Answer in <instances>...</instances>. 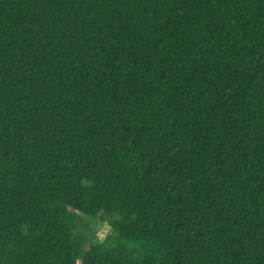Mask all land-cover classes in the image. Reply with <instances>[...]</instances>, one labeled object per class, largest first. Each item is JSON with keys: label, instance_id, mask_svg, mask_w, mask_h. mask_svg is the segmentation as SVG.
I'll list each match as a JSON object with an SVG mask.
<instances>
[{"label": "trees", "instance_id": "1", "mask_svg": "<svg viewBox=\"0 0 264 264\" xmlns=\"http://www.w3.org/2000/svg\"><path fill=\"white\" fill-rule=\"evenodd\" d=\"M0 264H264V0H0Z\"/></svg>", "mask_w": 264, "mask_h": 264}, {"label": "rangeland", "instance_id": "2", "mask_svg": "<svg viewBox=\"0 0 264 264\" xmlns=\"http://www.w3.org/2000/svg\"><path fill=\"white\" fill-rule=\"evenodd\" d=\"M107 232V228L106 227H101L99 229V231L97 232V235L100 239H102L105 235V233Z\"/></svg>", "mask_w": 264, "mask_h": 264}]
</instances>
